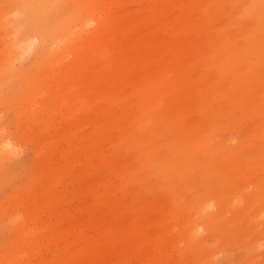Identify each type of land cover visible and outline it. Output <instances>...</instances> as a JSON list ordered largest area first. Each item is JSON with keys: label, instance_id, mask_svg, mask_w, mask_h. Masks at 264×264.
I'll use <instances>...</instances> for the list:
<instances>
[{"label": "rangeland", "instance_id": "374dc122", "mask_svg": "<svg viewBox=\"0 0 264 264\" xmlns=\"http://www.w3.org/2000/svg\"><path fill=\"white\" fill-rule=\"evenodd\" d=\"M18 1L0 0V49L8 51L0 70L10 75L3 87L0 78L2 98L26 87L22 74L34 71L37 62L58 71L68 55L44 60L47 52L67 35L94 25L87 1L59 0L33 32ZM124 4L132 34L120 39L133 60L130 67L114 69L127 77L123 84L132 103L111 98L106 104L130 115L124 124L136 135L112 132L113 141L100 146L104 123L98 121L106 118L104 111L97 115L100 120L78 124L63 117L65 105L42 91L35 102L45 101L48 108L37 107L35 117L46 124L44 135L61 148L81 138L86 150L76 163L57 156V176L48 180L45 174L35 182L36 187L47 181L52 185L53 210L34 214L32 207L13 208V196L24 195L37 172L38 143L21 138V116L0 105V137L13 145L10 156L0 155V264H59L57 259L79 264L82 256L87 264L86 251L93 245L103 250V264H146L156 257L153 244L147 243L148 233L156 230L151 220L159 215L155 209L176 207L186 210V224L196 227L199 236L184 238L191 227L184 220L173 222L174 237L165 243L171 252L162 264H264V0ZM63 17L67 27L55 34ZM141 36L148 38L140 43ZM164 67L169 72L163 91L158 73ZM143 115L146 122L140 121ZM177 146L183 148L180 164H168V156L180 155ZM200 160L212 170L199 174ZM211 176L224 184L207 193ZM224 198L233 210L220 208ZM148 206L154 209L145 212ZM11 212L24 226L43 231L39 246L16 241L18 225L9 219ZM209 219L229 234L209 233Z\"/></svg>", "mask_w": 264, "mask_h": 264}, {"label": "bare ground", "instance_id": "6f19581e", "mask_svg": "<svg viewBox=\"0 0 264 264\" xmlns=\"http://www.w3.org/2000/svg\"><path fill=\"white\" fill-rule=\"evenodd\" d=\"M89 6V18L93 21L92 28L78 31L76 34L67 35L65 42L59 43L52 51H48L44 56V60H48L51 56L56 54L63 55L65 58L61 64V68L56 71L53 67H46L43 64L36 65L34 71L22 74V78L28 84L18 94L11 97L9 94L6 97H0V105L5 106L7 109L13 110L18 116H21V122L17 125V131L21 138L25 139L28 143L37 144V172L30 179V185L26 189L24 195L13 196V208L20 211H24L28 207L35 208L34 214H38L41 210H53L56 204L53 194L52 185L49 181L39 187H36L35 182L43 177L50 180L55 178L59 171L57 156L62 162L71 161L72 163L78 162L84 155L86 156V150H82V139L76 138L75 143H68L65 147L61 148L56 143L48 139L44 135V127L46 124L40 122L35 117L36 108L39 110H45L48 105L45 101L40 104L36 103L42 91L50 93V97L55 101H60L59 104L67 107L65 115L63 116L67 120H74L78 124L98 119L99 112H105L106 118L98 121L103 126L100 127L101 137L98 141V145H104L113 141L112 132H116V136L119 133L129 136H134L131 129L124 124L125 119H128L126 113H117L114 110L112 103H107L106 99L115 98L117 100H127V105H131L132 99L129 98V91L126 90L124 80L127 77L117 74L118 65L131 66L133 57L125 51V47L121 43V37L123 34L129 36L132 34V30H128L127 23L129 22L130 12L124 8V0H85ZM59 0H19L18 3L22 6L24 11L26 10V18L31 26V31L35 32L34 28L40 27L47 19L49 13H51L58 5ZM84 8H82L83 10ZM82 18V17H81ZM86 20V17H84ZM87 20V21H88ZM68 19L63 17L60 24L54 28V33L63 34L65 27H67ZM8 25V21H6ZM34 27V28H32ZM66 37V36H64ZM130 40V42H135ZM148 36H141L140 43H143ZM128 41V43H129ZM10 43L9 46L13 45ZM6 52L5 48L0 49V59H2L3 53ZM8 52V51H7ZM7 52L5 54H7ZM43 58V57H42ZM119 60L124 62L120 63ZM120 63V64H119ZM167 67H164L158 74L159 81L162 83V90L168 88V81L166 79L168 72L165 71ZM8 71L0 70V78L2 80L1 86H4L6 78H8ZM155 80L157 81L156 77ZM46 88V90H45ZM127 93V94H126ZM50 99V98H49ZM11 101L12 104H11ZM105 102V107H101V102ZM146 115H143L140 119L141 122H146ZM130 119L132 117H129ZM112 128H116L113 130ZM4 129L0 127V135L4 134ZM127 133V134H126ZM180 155L173 157L168 156L167 160L172 161L174 164H180L183 148L181 146L175 147ZM13 152V145L9 144L5 137H0V155L8 157ZM199 174L204 175L206 172H210L212 169L208 164L203 163L200 160ZM2 166L0 165V172H2ZM172 172V171H171ZM131 174H133L131 172ZM129 174L132 178H134ZM173 175L175 173L172 172ZM134 175V174H133ZM200 179L201 176L199 177ZM187 177L183 180L185 183ZM220 184H224V179L220 178ZM219 182L214 176H211L207 180L205 189L208 191L213 185H219ZM206 193V194H207ZM200 197V195H199ZM198 197V198H199ZM205 203V199H203ZM145 212H151L154 208L147 207ZM221 209L233 210L231 201L224 198L220 205ZM205 206L202 211H204ZM159 215H152V227H156L155 232L148 233L147 243H152L156 257L147 260L146 264H162L166 262V258L170 255V247L166 248L165 243L170 241L174 237L172 224L180 219L185 221V225L191 227V223H187L185 219V209L179 207L172 211H167L163 208L161 210L155 209ZM6 215L8 210L4 209ZM9 219L13 224L18 225V232L16 234V241L18 243H32L37 244V237L43 235V231L35 226H24L16 216L15 212H11ZM182 218V219H181ZM218 221V218H216ZM71 228V225L69 226ZM216 229V222L209 219L206 223V230L211 233ZM221 236L229 234L228 229L220 227L216 229ZM184 238L197 240L199 233L196 227L192 226L189 230L183 232ZM39 239V238H38ZM38 249V248H36ZM103 250L101 247L90 246L86 251L88 257L87 264H103L102 260ZM248 254V251H247ZM58 261V262H56ZM55 263L65 264L64 259H57ZM79 264H86V257L82 256V259H78ZM15 264H18L17 262Z\"/></svg>", "mask_w": 264, "mask_h": 264}]
</instances>
